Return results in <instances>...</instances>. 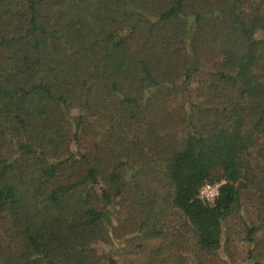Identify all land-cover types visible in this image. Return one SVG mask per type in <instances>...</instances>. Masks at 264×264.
Returning <instances> with one entry per match:
<instances>
[{"label":"trees","instance_id":"16d2710c","mask_svg":"<svg viewBox=\"0 0 264 264\" xmlns=\"http://www.w3.org/2000/svg\"><path fill=\"white\" fill-rule=\"evenodd\" d=\"M113 236L264 264V0H0V264H118Z\"/></svg>","mask_w":264,"mask_h":264},{"label":"rangeland","instance_id":"374dc122","mask_svg":"<svg viewBox=\"0 0 264 264\" xmlns=\"http://www.w3.org/2000/svg\"><path fill=\"white\" fill-rule=\"evenodd\" d=\"M123 210L119 209L117 206H112V212L110 214V223L112 226L118 224L119 219L123 216ZM125 238L118 239L113 236L114 247L116 249L115 256L117 258L118 264H128V261L124 259V256L120 253V248L125 245ZM27 242L25 240H20L15 246V260L17 264H24L25 254L27 250L25 249Z\"/></svg>","mask_w":264,"mask_h":264},{"label":"built area","instance_id":"2783aa9c","mask_svg":"<svg viewBox=\"0 0 264 264\" xmlns=\"http://www.w3.org/2000/svg\"><path fill=\"white\" fill-rule=\"evenodd\" d=\"M219 194V184L204 183L199 189V196L205 202H212Z\"/></svg>","mask_w":264,"mask_h":264}]
</instances>
